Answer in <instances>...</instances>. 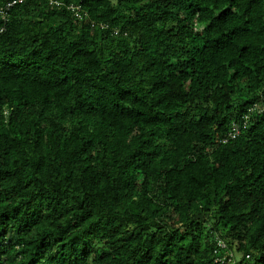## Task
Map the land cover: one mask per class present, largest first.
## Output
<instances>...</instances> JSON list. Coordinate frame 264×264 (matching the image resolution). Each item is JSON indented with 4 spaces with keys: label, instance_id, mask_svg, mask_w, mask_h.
<instances>
[{
    "label": "trees",
    "instance_id": "1",
    "mask_svg": "<svg viewBox=\"0 0 264 264\" xmlns=\"http://www.w3.org/2000/svg\"><path fill=\"white\" fill-rule=\"evenodd\" d=\"M53 1L0 34V264H264V0Z\"/></svg>",
    "mask_w": 264,
    "mask_h": 264
},
{
    "label": "built area",
    "instance_id": "2",
    "mask_svg": "<svg viewBox=\"0 0 264 264\" xmlns=\"http://www.w3.org/2000/svg\"><path fill=\"white\" fill-rule=\"evenodd\" d=\"M26 0H10L9 2H7L6 5H4L1 9H0V34L4 33L6 31V25L9 22V16H10V12L11 10L20 4L25 3ZM51 4H57L56 1L54 2L53 0H51ZM76 12V8H73ZM257 108V107H256ZM248 117H246L247 119ZM239 130H240V125L238 124H233L232 126V130L230 133V136L232 138H235L238 134H239ZM218 245L222 248V249H226L227 245L226 243H224L222 240H218ZM227 255L229 257H227L226 255L222 258L216 259V262H221V263H226V259H228V262L233 263V264H238L239 261L235 260V254L231 253ZM247 258H249V256H247Z\"/></svg>",
    "mask_w": 264,
    "mask_h": 264
},
{
    "label": "rangeland",
    "instance_id": "3",
    "mask_svg": "<svg viewBox=\"0 0 264 264\" xmlns=\"http://www.w3.org/2000/svg\"><path fill=\"white\" fill-rule=\"evenodd\" d=\"M222 228H223V225H221L220 229L222 230ZM209 229H210V226H209L208 229H206V232H207V230L209 231ZM54 240H55V239H54ZM50 249L53 250V247L50 248ZM235 260H236V261H239V260H240V255L235 254Z\"/></svg>",
    "mask_w": 264,
    "mask_h": 264
}]
</instances>
